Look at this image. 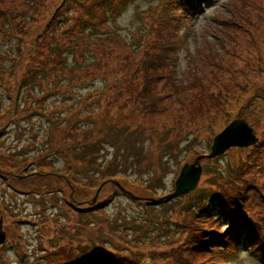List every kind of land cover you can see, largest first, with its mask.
<instances>
[{
	"label": "rangeland",
	"instance_id": "1",
	"mask_svg": "<svg viewBox=\"0 0 264 264\" xmlns=\"http://www.w3.org/2000/svg\"><path fill=\"white\" fill-rule=\"evenodd\" d=\"M23 1L29 7L23 3H18V6L21 9L22 6L28 8L26 14L30 19L27 20L34 32L30 31L29 27H24L27 24L22 25L19 34L22 37V46L12 37L14 33L10 36L0 34V45L4 53L0 56V162L4 166L12 167L16 172H8L0 167V210L3 214V210L8 211L4 214L6 219L1 226L6 238L2 252L5 255L0 252V264H55L50 260L51 250L59 244L67 246L72 243L69 237L76 236L79 228L81 231L78 238L87 239L88 246L95 247L100 243L91 234L102 231L106 236H101L100 239L105 242L110 241V238L114 240L115 244L108 243L107 246L112 250L116 248L121 256H154L159 264H186L184 260H178V250L182 249L181 254L185 259L190 257L191 248L186 246L185 240L193 230L188 233V228L182 226L184 223L192 227L196 225L195 220L186 212L189 201L200 197L203 201H208L209 207H216V203L206 197L214 193L216 185L225 184V171L242 163V158L247 157L251 150L248 146H233L224 154L209 158L214 138L236 119L244 120L253 129V134L261 132L260 125H252V117L257 111L252 107L253 102L264 94V0H206L199 4L203 11L200 10L194 18L192 17V27L176 31H169L166 28L169 26V20L162 17L165 0H131L127 8H122L117 18L123 27L122 37L118 35L115 39L114 36L105 43L94 38L89 43H81L77 47L64 44L59 50L62 53L61 67L56 57H48L55 55L56 51L45 49L40 57L43 66L29 68V72L39 73L33 91L36 92L35 95L43 96L42 103L46 107L39 106L25 113L17 109L10 113L11 104L16 97L15 77L18 78L25 70V67L22 68L23 64L17 65V62L30 60V44L36 39L41 40V32L47 26L51 11L58 8L59 0ZM95 1L87 0L86 4L91 7L95 5L91 2ZM23 10L25 12V9ZM16 13L22 16L19 11ZM79 15L78 10L72 12V24ZM62 16L65 18L63 13ZM224 21V29L239 41L235 45L238 47L239 56L228 58L225 55L227 47L219 43L216 44L217 56L227 63L228 70L233 71V82L250 89L241 92L239 85L230 81L229 71L217 73L218 80L212 78V74L207 75L210 88L208 89L207 85L206 88L208 94L223 90V94L228 93L237 99L238 103L232 108V116L220 114L216 108L208 106L211 111L204 113L205 119L209 117L205 128L202 131L195 130L187 123L190 120L189 113L194 110L200 112L199 107H206V104L211 103L210 99L204 104L199 102L195 105L181 106L176 102L174 110L169 109L166 117L135 115L134 111L138 108L126 101V95H122L125 88L116 91L114 87L115 83L125 82L128 66L136 61H127L126 54L136 46L140 47L144 39L150 40V37L156 36L161 46L168 50V60L173 58V80L180 81V77H189L191 83L193 71L197 66L204 67L205 73L210 72L211 67H208L204 55L202 56L199 50L206 51L205 44L214 42L213 38L219 30L216 23ZM234 25L236 28L232 27ZM56 29L55 33L49 31L45 32V35L59 39L61 28L58 25ZM71 30L73 32V28ZM187 30L193 34L196 32L197 40L193 42L191 36L188 38ZM168 35L175 41L170 40ZM79 37L80 41L83 40L82 35ZM25 47L29 51L26 55L23 53ZM172 47H176L181 55L179 67L177 54L171 51ZM195 55L197 57H193ZM45 67L58 75L54 82L70 84L76 93H105L96 95L98 97L90 99L86 105L72 103L69 93L60 90L45 95L46 88L51 85L49 80L43 81L47 76ZM249 78L252 83H248ZM40 82H43L42 87L38 85ZM137 84L140 82L137 81ZM160 89L163 94L169 92V88ZM197 91L201 90L197 89L192 94H197ZM64 99L69 100V106L56 105ZM104 105L109 108H104ZM87 107L103 109L95 123L101 137L98 145L81 147L82 140L87 135L81 137L79 134H85L86 131H68V125L72 123L69 113L73 109L83 112ZM108 109H111L109 113L106 111ZM250 110L252 117L248 116ZM256 118L261 125L264 124V109L261 116ZM52 121L54 122L50 123ZM79 122L78 126L81 127L91 123L86 122V119ZM136 128V132L129 131ZM164 128H169V135L162 131ZM242 130L239 129L235 135L238 144L249 140L248 133L243 135L245 132ZM55 134L57 135L54 136ZM52 138L55 139L53 142ZM235 138L231 137L232 140ZM259 138L261 139V136ZM164 142L171 147L163 145ZM50 143H54L55 147L51 148ZM79 144V151L72 153L75 148L70 146ZM190 144H197L204 150L205 157L197 160L198 157L190 153ZM94 152H98L94 161L103 167L102 171L97 167H86L78 160L93 156ZM45 156L59 170L76 168L79 180L86 182L91 189L79 190L78 196L74 195L76 199H72L73 190L61 177L65 176L66 172L56 175L52 173V167L47 171L48 167L42 166L43 170L37 165V158L40 161ZM196 162L204 170L197 187L188 193L168 197L175 193L176 180L180 177L183 167ZM22 168H26L28 176H22L25 173ZM102 172L106 176H103ZM112 173L128 175L133 179L139 177L147 183V188L124 185L121 180L124 187L122 189L112 181L106 180L107 174ZM16 175L17 179L12 181V177ZM246 175L247 180L255 176L250 172ZM5 176L10 177V180L5 181ZM101 184L102 187L98 189ZM98 190L100 191L97 195ZM126 191L131 192V195ZM95 196L98 197L93 201ZM159 197L163 198L162 201L148 199ZM99 204L106 205L99 208ZM94 206L96 207L92 208ZM96 208L102 211H94ZM210 256L215 257L214 254ZM230 256L227 258L233 264H258L245 243L240 246L237 255ZM205 259L209 261L210 258L200 253L197 261H190L202 264ZM58 262H62V259Z\"/></svg>",
	"mask_w": 264,
	"mask_h": 264
},
{
	"label": "trees",
	"instance_id": "2",
	"mask_svg": "<svg viewBox=\"0 0 264 264\" xmlns=\"http://www.w3.org/2000/svg\"><path fill=\"white\" fill-rule=\"evenodd\" d=\"M130 1L131 0H96L95 2H91L95 3V5L89 7L86 4L87 0H59L58 8L51 11L47 26L44 27L43 32H41V40L39 41L36 39L32 44H30L32 46V57H30V60L28 61L23 59L22 62L21 60L17 62V65L18 63L23 64L22 68L25 67V70L18 78L15 77L16 97L13 100V104H11L10 113H13V111L17 109L23 110L25 113V111L36 109L39 106L46 107V105L42 103L43 96H37V94L35 95L36 92L33 91L35 82H37L36 77L39 73L36 72L30 74L29 72V68H34L37 65L43 66L44 63L40 57L43 56V51L45 49H48L49 51H56L55 55L48 57H56L59 60L61 67L62 53L59 52V50H61L64 44L76 45L77 47L81 43H89L94 38H97L105 43L112 40L114 36L115 39L118 35L122 37V31L118 29L115 16L120 13L123 6H126ZM167 1L169 8L165 10L166 13L172 12L173 15L175 14L173 17H170V26L172 21H174L176 14H178L176 21L181 25L185 21H183V17H186V14H195L199 10L197 1L200 0ZM18 3L27 5L23 0H0V34L10 36L12 35L11 33H14L12 37L16 38L18 45L22 46V42L20 40L22 37L19 35L21 34L20 28L25 24L27 25L24 27H29L30 23L27 19L30 18L26 14L28 8L22 6L21 9L18 6ZM23 9H25V12H23ZM74 10L80 11V15L74 19L75 23L72 24V12ZM16 11H19L22 16L17 15ZM62 13L65 15V18L62 16ZM110 15L113 16L112 25L107 23L109 22L108 17ZM226 21L216 23L219 26V30L217 29L218 31L213 38L214 42L205 44L204 47L206 51L199 50L202 56L204 55L206 59L205 62L208 64V67H211L209 69L210 72L205 73L203 69L204 67L197 66L198 68L196 67L193 71V82L191 83L189 77H180V81H176V79L173 80L172 76L174 72L171 63L173 58L170 61L168 60V50L161 46V44L156 40V36L150 37V40L144 39L140 44V47L136 46V48H133L132 51H129L126 54L125 59L127 61H130V59L136 61L131 66H128V73L125 76V82L115 83L114 87L116 91L125 88V93L122 95H126V101L134 104L135 108H138L134 111L135 115H164V117H166L169 109L174 110L173 107L176 105V102L181 106L182 104L195 105L199 104V102L204 104L207 99H210L211 103L206 104V107H199L200 112L194 110L189 113L190 120H188L187 123H190V126L194 127L195 130L202 131L205 128L209 117L205 119L204 113H209L211 111L208 106L216 108L217 112L220 114L232 116V108L234 104L238 103L237 99L232 98L228 93L223 94V90H218L210 94L207 93V90L210 88L207 83V75L210 76L212 74V78H216V80H218L217 73L229 71L231 74L230 81L234 85H239L233 82V71L228 70L227 63L220 60L217 56L218 53L216 52V44L219 43L220 45L222 44V46L227 47L225 55L228 58H238L239 56L237 52L238 47H235L236 43L239 41L237 37L229 34L224 29L222 24L226 23ZM66 24L68 27H66ZM58 25L61 28V31H59V39L56 36L49 37L45 35V32L49 31L55 33ZM170 26L167 25L166 28L169 31H175ZM232 27L236 28L235 25ZM71 28H73V32ZM29 30L34 32L33 27H29ZM66 30L67 32H65ZM78 35H82L83 40L80 41V37ZM168 36L170 40L175 41L170 35ZM134 49H136L135 52ZM171 51H177V49L172 47ZM23 53L24 55L29 53L26 47L24 48ZM3 54V48L0 45V56ZM193 57H197V55ZM258 61L260 62V60ZM44 69L47 72V76L43 79V81L49 80L51 83V85L46 88L47 91L44 92L45 95L50 94L52 91L60 90L69 93V99L72 100V103L76 102L77 104L86 105L90 99L98 97L96 95L105 93L101 91L94 93L87 92L86 94H82L81 92L76 93L73 91L70 84H67L66 82H60V84L58 82H54L58 78V75H55L46 67ZM40 74H42V76L44 75V73ZM137 81L140 82L139 85L137 84ZM247 81L248 83H252L250 78ZM38 85L42 87L43 82H40ZM206 85L209 86L208 89L206 88ZM162 87L169 88V92L163 94L160 89ZM197 89L201 91H197V94H192ZM249 89L250 87H243L239 85V90L241 92ZM7 90L10 93V90ZM68 102L69 100L64 99L59 103H56V105L69 106L70 104ZM253 103L254 105L252 109L257 110L256 115L252 117V111L250 110L248 116L252 117V125L255 127L260 125L261 132L259 133L257 131V135L259 137L261 136V139L255 146L251 147L250 154L247 157L242 158V163L234 166L231 170L225 171V184L216 185V188H214L215 190H213L214 193H212L210 197H206L207 199H210V201H214L216 203V207H209L207 205L208 201H203L202 198L198 197L196 200L192 199L189 201V207L186 210L192 219H215L216 223L226 225V232L221 234L217 231L214 225L204 227L203 223L196 220L194 221L196 223L195 227L188 226L185 223L182 224L183 227L188 228V233L193 230L192 233L195 232V234H188L185 240L186 246L191 248L189 250L190 257L185 259L181 254L182 249L178 250V260L180 262L184 260L186 264H195L190 260L197 261L199 254L203 253L210 259L209 261L205 259V262L202 264H213L211 263L212 258L210 254H214L216 256L217 254H221L220 249L222 247H231L234 243L240 240L242 234V239L247 246V250H249L252 254H256L260 259H262V262L264 261V124L261 125L260 121L256 118L257 116H261L264 109V94H261ZM104 106V108H109L108 105ZM110 107L112 106L110 105ZM178 108L183 111L181 107ZM109 110L111 109L106 111L109 113ZM102 111V108L96 110L94 107H87L86 111L82 112L80 110L78 111V109H73L69 113V119H72V123L68 125V131L73 130L75 132L77 131V133H83L86 131L85 134H79L81 137L83 135H87L86 138L82 140L83 145L81 147L99 144V138L101 135L100 131L96 130L95 123L100 117V114L103 113ZM85 119L86 122L90 121L91 123L85 124L83 127H81V125L78 126L80 123L79 121L84 122ZM53 122L54 121L51 123ZM177 122L178 121H176V123ZM129 131L136 132L137 128ZM162 131L169 135V128H164ZM56 135L57 134L54 136ZM54 140L55 139L52 138V142ZM53 144L54 143L49 144L51 148L55 147ZM163 145L168 146L169 144L164 142ZM70 147H74L76 149L71 151L72 153H75L76 151H79L80 144ZM189 149L190 153L196 156L205 153L204 150L197 146V144H190ZM96 154H98V152H94L93 156L86 157L84 160H78L86 167L89 166L91 169L93 167H97L98 170L102 171L103 167L94 161L96 160L95 157H98ZM37 160V165L40 166L41 169H43L42 166H44L49 167V169L53 168V170L57 172L63 173L65 171L67 174H71V180H73V182H71L72 185L67 182L68 186L71 190H73V196L71 198H75V194L78 196L80 176L76 172V168L59 170L54 167L52 162L48 161L46 156L41 161H39V158H37ZM113 163L114 161L111 162L112 165ZM112 165L110 167H112ZM250 170L253 171L251 172ZM247 172H250L255 176H251L249 177V180H247ZM102 175L106 176L104 172H102ZM121 175L122 174L118 173L107 174L106 180L111 181L110 178L112 179L120 176L124 181L130 182L131 184L140 186L147 185V183L139 177L133 179L128 175ZM83 187L84 189L87 187V190L91 189V186L86 184V182H83ZM99 205V208H104L106 204ZM95 207L96 206L92 208ZM94 211L102 210L96 208ZM85 225L87 227V224ZM82 228L85 229L84 227ZM79 231H81L80 228L77 229L76 236L71 235L69 237L72 243H68L67 246H63L62 243L59 244L57 248H53L51 250L52 253L49 255L51 261L55 264H159L156 262V258L154 256H144L142 258H136L132 255L129 257L121 256L117 252L116 248L115 250H112L107 246L108 243L115 244L114 240L110 238V241L105 242L100 239L101 236H106V234L102 231L91 234L92 237L96 239L97 242L100 241V243L95 247L88 246L89 241L87 239L78 238ZM185 251L187 250L185 249ZM59 259H62V262H58Z\"/></svg>",
	"mask_w": 264,
	"mask_h": 264
},
{
	"label": "water",
	"instance_id": "3",
	"mask_svg": "<svg viewBox=\"0 0 264 264\" xmlns=\"http://www.w3.org/2000/svg\"><path fill=\"white\" fill-rule=\"evenodd\" d=\"M239 129H243L245 133H248V137L245 143L238 144L235 138L237 131ZM231 137L235 138L234 140ZM258 142V138L255 134H253V129L242 119H236L229 126H227L220 134H218L214 138V143L211 147V155L209 158L217 157L224 154L228 149L233 146H251ZM205 156H200L197 160L203 158ZM203 168L199 166L198 162L193 165H186L183 167L180 177L176 180V190L173 195H169L168 197L178 196L184 193L190 192V190L195 189L199 184L200 178L202 176ZM121 187L119 183H116ZM122 188V187H121ZM124 189V188H122ZM97 192V195L99 194ZM129 193V192H127ZM130 194V193H129ZM98 196H95L94 201ZM2 220L0 219V245L4 243L6 235L1 230Z\"/></svg>",
	"mask_w": 264,
	"mask_h": 264
},
{
	"label": "flooded vegetation",
	"instance_id": "4",
	"mask_svg": "<svg viewBox=\"0 0 264 264\" xmlns=\"http://www.w3.org/2000/svg\"><path fill=\"white\" fill-rule=\"evenodd\" d=\"M2 248H3V247H2ZM2 248H1L0 252L2 251Z\"/></svg>",
	"mask_w": 264,
	"mask_h": 264
}]
</instances>
